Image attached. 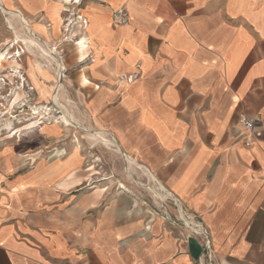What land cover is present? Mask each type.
Wrapping results in <instances>:
<instances>
[{"label":"crops","instance_id":"obj_1","mask_svg":"<svg viewBox=\"0 0 264 264\" xmlns=\"http://www.w3.org/2000/svg\"><path fill=\"white\" fill-rule=\"evenodd\" d=\"M29 2L40 25L57 8L47 36L62 33L61 1ZM79 6L86 24L74 43L88 118L174 198L157 197L173 203L189 232L168 222L165 201L163 217L142 210L133 192L90 190L92 166L79 148L28 161L8 146L0 149V264H264V0ZM120 6L123 25L111 18ZM240 114L254 123L251 145Z\"/></svg>","mask_w":264,"mask_h":264},{"label":"rangeland","instance_id":"obj_2","mask_svg":"<svg viewBox=\"0 0 264 264\" xmlns=\"http://www.w3.org/2000/svg\"><path fill=\"white\" fill-rule=\"evenodd\" d=\"M52 1H61L65 9L60 15L63 20L58 21L62 33L57 37H50V35L47 36L46 31H43L40 39L50 42L52 48L58 52L57 55L63 66L61 72L67 84L61 94V103L81 121L83 126L100 129L88 118L84 106L86 93L83 92L81 84L82 72L77 71L83 63L79 57L77 45L74 43V28L76 21H79L77 15H79L80 0L76 1L77 3H65L63 0ZM1 3L5 8L21 12L25 20L30 19L29 25L32 27L42 26L37 22L43 16L36 17L29 0L27 2L26 0H2ZM26 10L34 14L29 15ZM54 10L57 11V8L46 13L48 21L43 20L44 25L52 32L55 21L52 19ZM69 17H71L70 21ZM21 32L27 34V30L21 26L19 20L15 17L9 18V15L0 9V149L11 146L15 151L26 153L27 157H30L28 161H31L41 155L53 157L62 154L63 156L67 149L79 148L84 154V168L92 166V171H85V174L89 176L90 190L97 188L96 186H104L107 187L105 193L122 191L130 195L133 192L134 197L135 194L139 197L137 205L142 210L156 212L165 217L162 213V202L166 199L160 201L151 195L143 185L148 184L144 175L133 172L132 177H129L124 170L123 159L118 153L112 152L110 148L92 139L81 129L62 123L61 109L52 104L48 95L49 88L54 84L55 69L58 67L53 63L52 69H44L43 74L41 67L45 68L47 63L37 51L32 54L27 52L23 40L18 35ZM35 36L38 37V34ZM76 63H79L78 66ZM77 74H80L78 80ZM87 86L94 87L92 84ZM34 111L38 114H33ZM15 130L18 132L12 134ZM100 181L106 183L98 185ZM112 181H115L113 188L109 186ZM116 181H121L126 187L118 188L119 182ZM165 202L170 209L172 219L168 222L189 232L180 221L173 203L169 200Z\"/></svg>","mask_w":264,"mask_h":264},{"label":"bare ground","instance_id":"obj_3","mask_svg":"<svg viewBox=\"0 0 264 264\" xmlns=\"http://www.w3.org/2000/svg\"><path fill=\"white\" fill-rule=\"evenodd\" d=\"M1 1L2 0H0V7H1L0 9H2L4 13L8 14L9 18H11V17L17 18L19 20L21 26L27 30V34H22V32L18 33L19 37L23 40V42L25 44L27 52L32 54L35 51H37L39 53V56H41L45 60V62L47 63V66L45 68L41 67V70H42L41 72L44 74V69H46V70H48L49 68L52 69L51 65L53 63L55 65H57L58 68L55 69V72H54L55 73L54 84H53V87L49 88L48 95H49V98H50L52 104L55 107L61 109L62 123H64L65 125H68V126H73V127L81 129L87 135H89L92 139H95L96 141L101 142V144H103L104 146H106L110 149H113L114 151L120 153L121 152L120 147L118 146L116 141L112 137H110V134H108L106 131H103V130H99V129H95V128L93 129L91 127L88 128V127L83 126L81 121L76 116H74L71 112H69L66 109V107L61 103V94L65 90L67 82L63 81L64 76L61 72L62 63H61V61H59V58L57 56L58 52H56V50L54 48H52V45L50 44V42L48 40H46V39L41 40L40 39L41 34H43V31H46V33L48 32L47 26L42 25V26H37L35 28L32 27L31 25H29L30 20H25V17L23 16V14L21 12L16 11V10L11 9V8L10 9L5 8L2 5ZM63 1H65V3H69V2L77 3L76 1H78V0H63ZM61 11H65V9H63L62 7L59 8V15L57 16L58 21L63 20V18L60 16ZM66 11H68V10H66ZM68 20L70 21L71 17H69ZM80 22L81 21L76 22L74 29L77 28L81 31H84V26ZM60 26L61 25L59 24V27ZM35 34H38V37H36ZM86 39L87 38H86L85 32L81 33L79 40L83 42V41H86ZM84 51H85V48H84ZM35 58H36V56H35ZM33 69H34V67H33ZM33 114L37 115L38 112L34 111ZM40 116H43V115H40ZM15 132H18V131L15 130L12 134H15ZM122 155L124 158V163H125V167L127 170V175L129 177H132L133 172H139L141 175H144L147 178L148 184H143V185L148 189V191L151 193V195L155 199H157V197H166V198L172 199L175 202L174 198L171 195L164 193L162 191L160 186L155 182L153 175L151 173H149L145 167L140 166L141 169L139 171H137V165H139V164L135 160H133L131 157H129L128 155H126L124 153H122ZM149 183H151V184L149 185ZM177 205H178V208L181 212L180 214H182L183 222L187 226H189L190 228L195 229V227L193 225L192 226L190 225L191 224L190 221H188L186 218H184L183 213H182V209L180 208V205L179 204H177ZM196 231L200 232L199 229Z\"/></svg>","mask_w":264,"mask_h":264},{"label":"built area","instance_id":"obj_4","mask_svg":"<svg viewBox=\"0 0 264 264\" xmlns=\"http://www.w3.org/2000/svg\"><path fill=\"white\" fill-rule=\"evenodd\" d=\"M77 18L79 21H81L82 25L86 24V20L81 18L80 15H77ZM111 18L113 23L117 25H123L128 22L129 20V14L127 9L124 6H120L117 9L113 10L111 13ZM85 59H90V57H86ZM135 75H129L128 79H132ZM97 88L98 85H95ZM238 122L241 125V128L244 133V138H245V144L246 145H251L254 143V133H253V127L254 123L252 120L247 118L244 114H240L238 117ZM163 211H165V208L163 206Z\"/></svg>","mask_w":264,"mask_h":264}]
</instances>
